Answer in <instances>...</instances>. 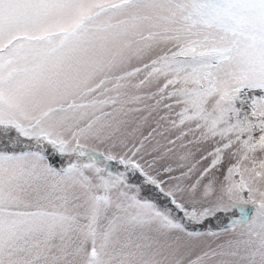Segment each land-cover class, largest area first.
<instances>
[{
    "label": "snow or ice",
    "instance_id": "snow-or-ice-1",
    "mask_svg": "<svg viewBox=\"0 0 264 264\" xmlns=\"http://www.w3.org/2000/svg\"><path fill=\"white\" fill-rule=\"evenodd\" d=\"M0 264H264V0H0Z\"/></svg>",
    "mask_w": 264,
    "mask_h": 264
}]
</instances>
